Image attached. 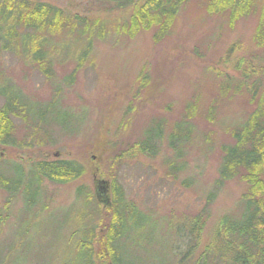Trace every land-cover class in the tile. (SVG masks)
Masks as SVG:
<instances>
[{
  "label": "rangeland",
  "instance_id": "1",
  "mask_svg": "<svg viewBox=\"0 0 264 264\" xmlns=\"http://www.w3.org/2000/svg\"><path fill=\"white\" fill-rule=\"evenodd\" d=\"M30 1L51 4L67 15L98 18L107 27L103 37H52V80L27 59L0 47L3 79L37 104L48 120L58 116L72 128L52 123L35 131L15 119L17 146L5 149L3 168L10 174L20 165L27 173L34 163L66 160L85 169L74 182L45 181L42 200L31 210L25 208L22 194L8 203L10 195L0 186V264H76L83 229L96 236L104 232L97 216L85 220L82 216L88 201L84 192L98 209H107L97 198L100 181L109 183L110 202L116 182L126 201L149 216L152 241L141 243L151 245L140 254L134 246L130 262L178 264L174 249L179 246L178 226L208 212L204 245L220 218L239 217L242 212L245 184L239 179L218 184L221 148L231 143L229 130L242 126L255 105L247 95L221 92V86L224 76L239 78L232 63H225L227 57L264 68V47L258 48L253 40L257 18L231 24L226 15L209 14L206 0H189L173 27L158 37L154 30L117 32L112 24L130 13L118 7V0ZM82 53L81 66L77 58ZM52 104L55 110L47 108ZM195 106L197 112L188 109ZM61 111L73 119L58 115ZM160 123L164 136L156 144L158 154L139 151L146 131ZM180 123L190 129L191 140L172 148L169 137ZM134 147L137 154L129 157ZM92 238L96 264H111L109 257L99 258L100 246Z\"/></svg>",
  "mask_w": 264,
  "mask_h": 264
},
{
  "label": "trees",
  "instance_id": "2",
  "mask_svg": "<svg viewBox=\"0 0 264 264\" xmlns=\"http://www.w3.org/2000/svg\"><path fill=\"white\" fill-rule=\"evenodd\" d=\"M188 1L146 0L141 3L140 0H118V7L130 13L122 22L112 25L121 34L134 35L141 30H154L155 36L159 37L173 27L182 6ZM206 10L212 15H226L231 24L242 18L256 17L254 44L258 48L264 47V0H206ZM105 27V21L98 18L67 15L48 3L0 0V47L27 59L50 80L55 76L54 61L49 55L53 49L52 37L65 34L82 40L89 34L92 37H103ZM232 57H227L225 63H232L230 68L237 72L239 78L224 76L221 92L233 90L247 95L255 109L242 126L229 130L231 143L221 148L218 184L222 187L225 182L234 179L245 184L242 212L239 217L220 218L204 245L203 234L208 212L202 211L191 221L178 226L176 235L179 246H171L172 252L178 251V264H264V68L258 69L244 59ZM77 62L83 65V53ZM72 78L69 84L73 82ZM0 98L3 99L0 106V186L10 195L8 203L13 197L22 194L26 199L25 208L31 210L42 200L45 181L74 182L84 176L85 169L74 161L56 160L34 163L27 173L20 165H16L9 174L2 165L6 161L5 149L17 146L15 119L29 123L35 131H42L44 126L52 123H62L68 131L72 128L59 121L58 116L48 120L47 114L38 112V105L30 103L18 89L3 79L1 72ZM47 108L55 110L56 105ZM188 109L197 112L198 107ZM58 115L73 119L68 112L61 111ZM183 125L178 124L169 137L172 148L180 144L184 147L183 144L191 140L190 129ZM163 136V124L152 125L146 131L139 151H148L151 156H156V144ZM134 149L128 151L129 157L137 154L138 150ZM84 194L88 201L83 209V219H96L97 216V224L104 227V232L96 236L94 231L87 233L83 229L80 249L84 255L80 254L81 259L76 264H96L95 242L90 236H95L100 246L99 258L109 257L111 264H132L130 255L134 252V246L140 254L151 245L141 243V239L152 241L151 233L147 231L149 216L126 201L122 187L116 182H113L111 205L105 210L98 209L99 204L91 202L89 194ZM213 199L211 197L209 201ZM100 215L102 218H99ZM90 226L93 228V225Z\"/></svg>",
  "mask_w": 264,
  "mask_h": 264
},
{
  "label": "water",
  "instance_id": "3",
  "mask_svg": "<svg viewBox=\"0 0 264 264\" xmlns=\"http://www.w3.org/2000/svg\"><path fill=\"white\" fill-rule=\"evenodd\" d=\"M97 189V198L99 201H103L107 205H111L109 199H107V192L109 189V183L106 181H100Z\"/></svg>",
  "mask_w": 264,
  "mask_h": 264
}]
</instances>
